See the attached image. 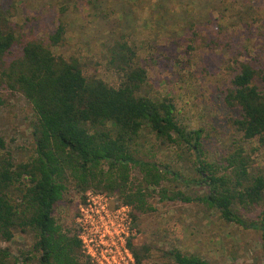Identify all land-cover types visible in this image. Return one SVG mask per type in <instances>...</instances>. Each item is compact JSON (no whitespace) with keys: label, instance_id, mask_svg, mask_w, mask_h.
<instances>
[{"label":"trees","instance_id":"obj_1","mask_svg":"<svg viewBox=\"0 0 264 264\" xmlns=\"http://www.w3.org/2000/svg\"><path fill=\"white\" fill-rule=\"evenodd\" d=\"M149 4L153 9L158 2ZM60 10L66 12L67 7ZM210 11L208 6L205 14ZM121 13L123 18L126 12ZM11 16L10 7L0 4V90L21 94L31 106L34 150L28 159L16 162L0 133V242L11 241L19 230L34 237L33 251L41 264H92L77 232L64 230L54 216L55 205L72 187L82 200L88 190L118 196L136 221L138 214L154 210L149 203L154 195L161 201L202 205L225 222L259 231L264 253V171L256 167L258 154L264 156L260 53L244 60L231 57L234 75L223 102L237 111L231 123L238 137L217 160H204L198 147L202 129L182 126L171 99L141 94L147 77L138 53L143 42L129 34L105 37L103 64L117 77L116 85H110L86 73L76 52L65 51L68 22L61 17L45 39L26 40L15 54L19 39ZM217 27L225 31L223 23ZM198 28L189 22V50ZM145 128L159 146L198 150L189 177L168 162L144 156L140 139ZM132 169L139 174L136 184ZM248 207L263 210L253 218L244 212ZM128 245L136 264H145L152 246L131 240ZM159 251L174 264H215L176 247ZM10 259L9 249L0 245V264H10Z\"/></svg>","mask_w":264,"mask_h":264},{"label":"rangeland","instance_id":"obj_2","mask_svg":"<svg viewBox=\"0 0 264 264\" xmlns=\"http://www.w3.org/2000/svg\"><path fill=\"white\" fill-rule=\"evenodd\" d=\"M150 2L158 5L152 9ZM0 4L10 7L12 13L19 39L15 54L22 42L45 39L61 17L68 22L65 51L76 52L85 63L86 73L110 85H116L117 77L104 67L102 43L111 35L115 38L121 34L143 42L138 53L147 77L141 94L171 99L182 126L202 129L198 145L203 152L201 159L217 160L238 137L231 123L237 111L225 106L223 96L234 75L231 57L244 60L255 53L264 57V0H0ZM62 5L67 7L66 12H60ZM208 6L211 11L206 15ZM121 11L126 12L123 18ZM190 21L199 27L193 50L187 48L190 42L186 41ZM219 22L225 25V31L218 30ZM32 119L31 106L21 94L0 90V133L16 162L33 153ZM141 136L145 157L168 162L171 169L190 176L189 165L198 150L183 145L159 146L146 128ZM256 159V167L264 171L263 154ZM130 177L135 184L139 181L137 169L131 170ZM103 194L110 208L125 206L118 196ZM85 199L86 193L82 200L68 187L55 205L54 216L64 230L77 232L79 205ZM149 203L154 210L138 214L137 221L128 206V242L152 246L145 264H174L162 258L159 251L173 247L215 264H264L259 231L225 222L217 211H208L202 205L161 201L156 195L149 198ZM262 210L248 207L244 212L257 218ZM33 243L32 235L15 230L13 239L0 245L9 249L10 264H41Z\"/></svg>","mask_w":264,"mask_h":264},{"label":"built area","instance_id":"obj_3","mask_svg":"<svg viewBox=\"0 0 264 264\" xmlns=\"http://www.w3.org/2000/svg\"><path fill=\"white\" fill-rule=\"evenodd\" d=\"M79 210L77 236L92 264H136L128 247V205L112 209L103 193L89 190Z\"/></svg>","mask_w":264,"mask_h":264}]
</instances>
